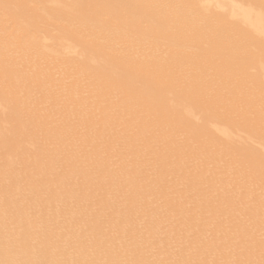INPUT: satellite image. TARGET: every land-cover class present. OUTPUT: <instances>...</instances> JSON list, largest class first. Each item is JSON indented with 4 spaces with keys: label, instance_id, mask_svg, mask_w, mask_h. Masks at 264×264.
Listing matches in <instances>:
<instances>
[{
    "label": "rangeland",
    "instance_id": "374dc122",
    "mask_svg": "<svg viewBox=\"0 0 264 264\" xmlns=\"http://www.w3.org/2000/svg\"><path fill=\"white\" fill-rule=\"evenodd\" d=\"M0 264H264V0H0Z\"/></svg>",
    "mask_w": 264,
    "mask_h": 264
}]
</instances>
